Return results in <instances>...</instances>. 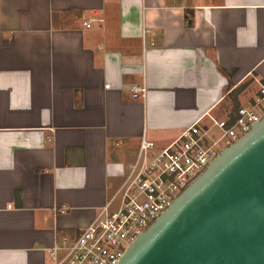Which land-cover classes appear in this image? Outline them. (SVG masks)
Masks as SVG:
<instances>
[{
  "label": "crops",
  "instance_id": "0c3cea01",
  "mask_svg": "<svg viewBox=\"0 0 264 264\" xmlns=\"http://www.w3.org/2000/svg\"><path fill=\"white\" fill-rule=\"evenodd\" d=\"M243 84L238 107L264 84V0H0V264H51L141 137L209 126Z\"/></svg>",
  "mask_w": 264,
  "mask_h": 264
},
{
  "label": "water",
  "instance_id": "95a60500",
  "mask_svg": "<svg viewBox=\"0 0 264 264\" xmlns=\"http://www.w3.org/2000/svg\"><path fill=\"white\" fill-rule=\"evenodd\" d=\"M119 264H264V116L216 152Z\"/></svg>",
  "mask_w": 264,
  "mask_h": 264
},
{
  "label": "built area",
  "instance_id": "2783aa9c",
  "mask_svg": "<svg viewBox=\"0 0 264 264\" xmlns=\"http://www.w3.org/2000/svg\"><path fill=\"white\" fill-rule=\"evenodd\" d=\"M90 27V23L85 25ZM143 99L144 87L131 89ZM264 116V84H259L249 103L239 106L234 119L228 116L199 121L186 127L176 139L156 147L141 137L135 158L109 201L75 238L63 236L49 251L51 264H119L128 247L169 202L197 175L216 152L241 136ZM216 128L213 141L207 134ZM219 144V149H215Z\"/></svg>",
  "mask_w": 264,
  "mask_h": 264
},
{
  "label": "trees",
  "instance_id": "16d2710c",
  "mask_svg": "<svg viewBox=\"0 0 264 264\" xmlns=\"http://www.w3.org/2000/svg\"><path fill=\"white\" fill-rule=\"evenodd\" d=\"M184 18H185V25L190 26L191 25V21L187 18L186 15H185ZM244 87H245V84L240 85L236 89L230 90L228 92V97H229L228 99L230 101L231 111H229V113L227 115L230 118V120L234 119V117H235V111L238 108V103L236 101V97L239 94V92L241 90H243ZM229 89H230V85L228 86L227 90H229Z\"/></svg>",
  "mask_w": 264,
  "mask_h": 264
},
{
  "label": "rangeland",
  "instance_id": "374dc122",
  "mask_svg": "<svg viewBox=\"0 0 264 264\" xmlns=\"http://www.w3.org/2000/svg\"><path fill=\"white\" fill-rule=\"evenodd\" d=\"M220 135V132L216 129L213 128L208 134H207V139L211 141L215 140L218 136ZM219 144L216 145L215 149H219Z\"/></svg>",
  "mask_w": 264,
  "mask_h": 264
}]
</instances>
